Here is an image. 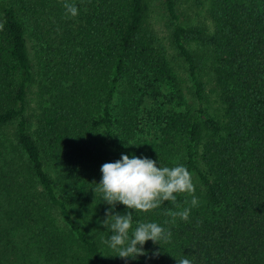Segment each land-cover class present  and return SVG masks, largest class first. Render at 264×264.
<instances>
[{"label": "trees", "instance_id": "1", "mask_svg": "<svg viewBox=\"0 0 264 264\" xmlns=\"http://www.w3.org/2000/svg\"><path fill=\"white\" fill-rule=\"evenodd\" d=\"M205 1L201 29L184 25L178 0H160L192 84L194 111H182L146 0H69L76 17L63 0H0V264H264V0ZM122 154L184 165L199 201L175 223L166 212L192 195L148 213L117 203L133 212L130 233L140 222L172 232L126 260L103 242L110 206L93 191Z\"/></svg>", "mask_w": 264, "mask_h": 264}, {"label": "clouds", "instance_id": "2", "mask_svg": "<svg viewBox=\"0 0 264 264\" xmlns=\"http://www.w3.org/2000/svg\"><path fill=\"white\" fill-rule=\"evenodd\" d=\"M66 17H76L78 8L75 3L63 0ZM3 25H0L2 28ZM102 177L96 184L94 193L102 196L103 202L110 207L106 210L107 217L103 224L110 228L112 235L103 242L117 252L116 256L136 259L147 255L144 245L151 240L153 244L170 243L172 232L156 222H140L132 229L133 212L126 214L114 213L117 203L123 204L129 210L148 213L159 208L164 202L177 200L176 194L192 195L190 206L182 211H167L175 223L177 217L183 221L189 220L193 207L199 206L198 198L194 195L195 187L191 173L184 165L175 167H159L157 161L148 157L121 155L115 162L105 163L100 168ZM109 220L112 222L109 224ZM169 223V221H165ZM158 256L159 251L153 252ZM177 264H192L188 258L177 260Z\"/></svg>", "mask_w": 264, "mask_h": 264}, {"label": "rangeland", "instance_id": "3", "mask_svg": "<svg viewBox=\"0 0 264 264\" xmlns=\"http://www.w3.org/2000/svg\"><path fill=\"white\" fill-rule=\"evenodd\" d=\"M149 5V11L147 16V24L150 32L155 37L158 45H161L163 48L167 58L171 61L174 66L177 74L181 79V93L180 99H174L173 105L176 106L177 109L182 111L190 110L194 111V99L192 96V84L190 83L186 70L185 64L183 60L176 54L172 43L170 41V26L168 21L162 15V10L160 9L161 2L160 0H146ZM207 3L205 0H178V13L180 14L181 20L185 26L189 28H210V19L207 13ZM202 42L200 40H195L192 45H190V49L194 52V54L201 55L203 54V47L201 46ZM202 81L206 85V92H208L212 84L208 81V78L205 74L202 75ZM39 86L36 84L33 88V95H31V106L35 109L37 100H40L37 97ZM126 92L120 91V99ZM165 94L170 93L169 91H164ZM122 95V96H121ZM209 95V104L210 106L213 104L215 99L214 94L208 92ZM139 98V97H138ZM169 98V97H168ZM43 99H47L44 96ZM146 103H150V98L144 99L142 102L143 105ZM216 105V104H214Z\"/></svg>", "mask_w": 264, "mask_h": 264}]
</instances>
